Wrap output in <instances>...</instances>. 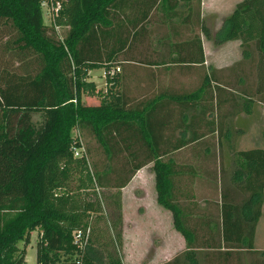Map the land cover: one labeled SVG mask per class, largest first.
Returning a JSON list of instances; mask_svg holds the SVG:
<instances>
[{"label": "trees", "instance_id": "trees-1", "mask_svg": "<svg viewBox=\"0 0 264 264\" xmlns=\"http://www.w3.org/2000/svg\"><path fill=\"white\" fill-rule=\"evenodd\" d=\"M58 2L60 8L55 12ZM126 4L125 0H0V21L17 32L16 39L7 41L6 46L20 48V59L26 58L23 74L8 67L0 74V264H25L31 234L36 230L40 231L36 264H124L118 249L122 246L121 190L151 161L134 163L131 170H125L129 176L114 174L115 181L110 176L115 172L110 170L98 169L92 174L86 157L74 156L75 149L83 146L73 131L91 133L112 159L117 122L132 116L117 112L112 102L103 101L99 106L82 102L83 91L102 93L87 81L89 69L105 67L106 79L116 78V72L111 74L116 67L99 59V43L123 35L120 13L128 9ZM44 8L51 13L50 23L45 22ZM60 28L65 30L62 39L57 36ZM203 31L210 37L205 25ZM102 36L106 38L100 40ZM129 38L123 35L119 40L124 46ZM230 40H241L243 58L250 60L256 72H250L253 82L249 83L253 85L236 81L243 90L236 98L253 92L264 100V0H242L224 19L217 41ZM108 46L105 42L107 55H113L115 51ZM227 137L226 133L224 139L231 141ZM218 145L222 147L223 140ZM229 146L230 166L226 169L221 165L213 175L219 187H215V198L205 199L217 208L216 215L214 210L210 214L206 210L214 223L207 227L212 240L202 241L198 228L183 221L184 212L173 194L172 163L155 153L152 169L157 201L173 213L174 226L186 239V251L165 264H220V259L227 263L240 260L242 250H246L250 264H264V252L255 249L264 205V149L236 151ZM76 169L79 181L87 169V183L79 188H91L95 183L118 190L111 196L117 216L103 227L97 223L92 227L88 221L91 212L102 211L99 198L84 204L73 200L70 181ZM110 246L114 251L108 250Z\"/></svg>", "mask_w": 264, "mask_h": 264}, {"label": "crops", "instance_id": "crops-1", "mask_svg": "<svg viewBox=\"0 0 264 264\" xmlns=\"http://www.w3.org/2000/svg\"><path fill=\"white\" fill-rule=\"evenodd\" d=\"M125 1L128 9L119 13L125 30L123 35L130 38L124 46L119 40L123 35L99 43L100 61L120 67V71L111 81L110 77L106 79L105 67L99 68L103 69L100 77L104 80L100 85L99 76L92 73L94 69H89L87 76V81L93 82L97 90L108 83L113 88H105L98 95L83 91L82 102L88 106L112 102L117 112L132 115L130 121L124 118L117 122V132L112 138L113 160L151 162L139 169L122 189L121 256L124 264H140L141 259H148L147 264H165L186 251V239L175 228L173 213L157 201L152 169L155 153L173 165V194L184 212L183 221L198 228L199 240H212L207 227L214 223L206 210L209 214L214 210L216 215L217 208L208 205L205 200L208 198L202 197L204 194L200 195L204 191L197 192V184L205 177L212 179L219 171L210 154L211 147L221 137L225 138L226 133L228 139L235 130H252L264 100L253 92L236 98V81L253 82L249 64L243 58L241 40L217 44L213 36L204 34L206 12L202 0L199 4L198 0ZM227 1L230 4H227L226 18L242 0ZM210 10L212 18L223 17L218 6L213 4ZM116 25L113 28L118 33ZM105 42L115 51L113 55H107ZM226 51L230 53L223 62L220 55ZM81 57L88 63L86 57ZM262 115L260 124L264 123V109ZM100 152L109 159L102 147ZM132 186L135 189L131 195L137 200L129 202L126 191ZM149 192L154 198L152 202L144 197ZM140 194L143 196L138 199ZM261 218L264 219V205ZM140 226L150 228L145 245H139L136 237ZM139 246H143L142 250ZM236 262L240 263L238 259L231 263Z\"/></svg>", "mask_w": 264, "mask_h": 264}, {"label": "rangeland", "instance_id": "rangeland-1", "mask_svg": "<svg viewBox=\"0 0 264 264\" xmlns=\"http://www.w3.org/2000/svg\"><path fill=\"white\" fill-rule=\"evenodd\" d=\"M227 2H228L227 0H202L203 9H205V12H206L203 22L206 26H208L210 35L213 36L217 44H220L217 41L219 39V31H220L221 26L223 25L224 19L226 18L225 15H227L228 13L227 4H230V2L229 3ZM213 4L215 6H218V9L220 13L223 15V17L221 15L218 18L216 17L217 19L211 17L210 9ZM48 10L44 8V12H45L44 18H45L46 23L51 22V13ZM64 31L65 30L62 28L59 29V31L57 32L58 38L60 39L64 38V35H65ZM16 33L17 32L11 28L9 23H4L3 21H0V74L2 73V69L4 67H8L10 70L15 71L18 74H23L24 68L22 66L23 64L22 61L26 59L25 57L23 59H20L22 58L21 53L23 52L21 51L20 48L6 46L7 41H10L9 43H11L14 39H16L17 37ZM227 53H230V52L226 51V53H223V55L222 54L220 55L221 61L224 62L227 60L228 58ZM245 62L250 64L247 66L248 69H250L249 72L252 73V70H253L254 71L253 74L255 75L256 72H255V69H252L254 67L253 66L251 67L252 64L250 60H245ZM92 73H94L93 75L95 76L96 75L99 76L97 79L98 85L104 82L102 77H100L103 73V69H99V68L94 69ZM252 84L253 83L251 82L247 83L248 86ZM105 88H108L109 90L113 87L110 86L109 83L103 88L101 87L100 90L102 94ZM234 89L240 93L241 91H243L242 87L236 82L234 83ZM243 95L244 94H241L240 97L243 98ZM261 108L264 109V105H262ZM263 109H261L259 115H257L256 117L257 122L254 124V127L252 130L238 129V130H235L234 133H232L233 135H232L231 141H234V144H232L234 146L233 147L234 150L239 151V150H246V149L255 148V147H261L264 149V138H263L264 123L260 124V122L263 119V115H262ZM260 114H261V118H260ZM39 117L40 116L38 114L34 115L35 121H38ZM73 135L75 137H79V140L81 141L82 146H83L82 148L75 149L74 156L78 158L81 156H85L87 159V167L92 174H95V170H98V169H102V171L110 170V172L111 171L115 172L113 174L109 172L111 174L110 176L113 177L114 181H115L114 174H117L118 176L120 175L122 176L124 174L125 176H129L130 174L129 171H125V170H131L134 163H125L121 161L116 162L115 160H113V157L112 159L105 158L103 155H101V152H100L101 147L99 146L95 137L91 133L86 132L85 134H81V132L78 131V129H75L73 131ZM221 139L223 140L224 145L222 147H219L220 145L215 144L216 145L215 147L213 146L211 147L210 154L213 155V159L215 160L213 162L217 164L218 169H220L221 165L226 167V169H228V167L230 166V156H231L230 149L232 147L231 146L228 147L229 141L227 142L223 137H221L220 142H222ZM122 169H124L123 171H125V173L120 174L119 170H122ZM77 171L78 169H76L75 171V174H74L75 178L70 181V185L72 186L73 200H75L79 204H84L85 202H89V201L95 202L96 199L99 198L103 206L102 211L101 212H96V211L91 212L89 214L88 221L92 227L94 226L95 223L99 225L98 227L100 226L103 227V225H106V221L111 222L115 218V216H117V212L114 211L115 207H114L113 202L111 201L112 199L111 196L115 194L118 190L115 188L107 189L101 186L97 187L95 183H93V187L91 185V188H79L80 185H84L85 183H87V176H86L87 169H85L82 174V177H83L82 181H79L80 176H79V173H77ZM214 178L216 177H213L212 179H210L209 177H205L202 181L198 182L197 192L204 191L203 193L200 194V195H203V194L205 195V196L203 195L202 197L215 198V187H219V182H217ZM82 187H85V186H82ZM133 189H135V186L130 187L126 191V198L129 202L132 200H137L133 195H131ZM205 193H209V194L206 195ZM137 196L139 197L138 199H140L143 196V194H140ZM144 197L145 199L151 202L154 200L151 192L147 193V195ZM217 199H219V195H217ZM122 200H123V194H122ZM140 228H141V231L139 232V235H136L138 244L145 245L147 243L145 239L147 238L148 232H150V228L146 226H140ZM39 237H40L39 230L32 232L31 242L27 247V255H26L27 264L37 263L36 243ZM19 245L20 247H23L22 243H19ZM122 245H123V238H122ZM139 247L142 250L143 246H139ZM107 248L109 251H114L112 246L107 247ZM118 249L121 254L122 246L119 247ZM255 249L258 251L264 250V219L262 218L260 222L258 223L257 230H256ZM245 251L246 250H242V252H239L241 253V259L239 260L240 262L239 264L241 263L246 264L250 262V258L245 255ZM202 252H205V250H202ZM198 257L200 258L201 255H198ZM147 260L148 259L146 260L141 259L140 264L149 263ZM234 260L235 259H230L227 261V263H225L223 259H220V264H233L231 262ZM234 264H237V262Z\"/></svg>", "mask_w": 264, "mask_h": 264}, {"label": "built area", "instance_id": "built-area-1", "mask_svg": "<svg viewBox=\"0 0 264 264\" xmlns=\"http://www.w3.org/2000/svg\"><path fill=\"white\" fill-rule=\"evenodd\" d=\"M43 5L47 8V7H49L48 6V4H47V2H43ZM60 8V4H59V2L56 4V7L54 8V10L53 11H55V12H57L58 11V9ZM120 71V67H116V68H114L112 71H111V74H114L115 72H119ZM77 237H80V232L77 234ZM42 264H48V263H42ZM56 264H58V263H56Z\"/></svg>", "mask_w": 264, "mask_h": 264}]
</instances>
